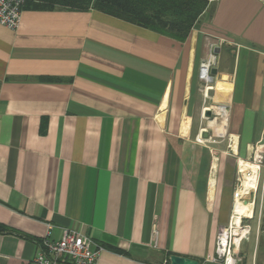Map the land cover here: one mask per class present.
<instances>
[{
    "label": "crops",
    "instance_id": "0c3cea01",
    "mask_svg": "<svg viewBox=\"0 0 264 264\" xmlns=\"http://www.w3.org/2000/svg\"><path fill=\"white\" fill-rule=\"evenodd\" d=\"M207 1L183 41L94 10L0 25V264H31L64 229L106 248L97 264H220L236 184L210 145L231 139L229 158L247 161L264 143V0ZM207 44L219 136L202 125ZM247 200L242 221L263 211L264 178ZM261 241L239 264H264Z\"/></svg>",
    "mask_w": 264,
    "mask_h": 264
},
{
    "label": "trees",
    "instance_id": "16d2710c",
    "mask_svg": "<svg viewBox=\"0 0 264 264\" xmlns=\"http://www.w3.org/2000/svg\"><path fill=\"white\" fill-rule=\"evenodd\" d=\"M207 0H26L22 10H94L183 41L208 7ZM0 225V233H7Z\"/></svg>",
    "mask_w": 264,
    "mask_h": 264
},
{
    "label": "built area",
    "instance_id": "2783aa9c",
    "mask_svg": "<svg viewBox=\"0 0 264 264\" xmlns=\"http://www.w3.org/2000/svg\"><path fill=\"white\" fill-rule=\"evenodd\" d=\"M25 1L0 0V25L11 30L18 29ZM254 154H256V151ZM237 182L238 184L235 186L234 193L238 189L239 179H237ZM242 228L249 231L248 226H243ZM229 229L230 220L227 226L219 227L215 241L216 257L211 259L212 262L239 264V257L230 251L231 245L234 246V243L230 235H226ZM105 250L106 248L103 245L95 242L89 235L64 229L59 240H52L48 236V233L40 240L37 253L32 259L31 264H97L100 254Z\"/></svg>",
    "mask_w": 264,
    "mask_h": 264
},
{
    "label": "bare ground",
    "instance_id": "6f19581e",
    "mask_svg": "<svg viewBox=\"0 0 264 264\" xmlns=\"http://www.w3.org/2000/svg\"><path fill=\"white\" fill-rule=\"evenodd\" d=\"M208 52L207 56L201 60V64L199 66V80L206 84L205 92L208 93L210 90L209 84L212 82V76L209 73V70L212 68V64L216 61L215 55L212 53V44H207ZM215 115V114H214ZM210 130L213 135H224L225 125L226 123L223 121L222 116L215 115L210 120ZM201 141V139H199ZM233 151H235V146L232 145ZM261 148H257L256 152V163L253 162H243L238 160L237 164V174L239 178V186L234 193V205H233V213L230 221V236L234 243V249L238 250L241 244V241L246 238L249 231L245 228L241 227L242 219L249 218L252 215V204L247 200L249 197V193L253 192L256 189L257 181H258V171L260 170V163L262 159V151ZM215 160L217 161V156H215ZM215 161V162H216ZM226 235L229 236L228 230Z\"/></svg>",
    "mask_w": 264,
    "mask_h": 264
},
{
    "label": "rangeland",
    "instance_id": "374dc122",
    "mask_svg": "<svg viewBox=\"0 0 264 264\" xmlns=\"http://www.w3.org/2000/svg\"><path fill=\"white\" fill-rule=\"evenodd\" d=\"M200 64H201V62H200ZM214 65H215V63H214ZM214 65L212 67H214ZM201 85H203V87L201 88V93L199 94V99H200V102H201V108H204V107L208 108L211 111V118H212L213 116H215L214 114L217 113V112H215V106H216V103L218 101L216 102L215 100L210 98L208 93L206 94V92H205L206 84L205 83L202 82ZM208 87H212L214 89L213 83L211 82V84H209ZM224 102H225V100H224ZM210 119L207 118L203 114L202 125H203L204 128L206 126L207 127L210 126V122H209ZM209 131H210V128H209ZM212 140H213V142H215V144L213 143L210 146L213 149L216 150V151H214V153L216 155L220 156L221 163L225 164L226 159L227 158L229 159L230 164H228L227 166L233 169V171H234L233 179H234V183L237 185L238 184L237 179H239L238 178V174H237V172H238L237 171V164H238V160H239L238 158L240 156H236L235 155L236 158H234L233 160H231V158H229L230 150H231L230 145L232 143L231 139H228V138H222V139L213 138ZM258 146H262L260 150L263 153L262 154V159H261V161L259 163L260 170L258 171V179L262 180L264 178V143H262V144L260 143ZM256 152H257V149H256ZM254 153H255V150H254ZM254 153L250 156V158L247 159V161L246 160L244 161V159H242L241 161L248 162V163L249 162L250 163L251 162L256 163V157H255L256 154H254ZM259 195H261V191H259V193L256 194V198H258ZM259 210H260L259 203L256 202L255 211H254L255 214L253 216V219H251V220H243L242 221L241 226L242 227L243 226H248L249 227V233L246 236V238L242 240L239 249L235 250L234 246L231 245L230 251L232 253H234L235 255H237L238 257L241 256L242 252L243 253H247L250 250L249 247H250L253 239L255 238V235L257 234V232L259 233V236H260V238L262 240L261 243H262V245L264 247V205H263V211L259 212ZM228 234L230 235V232H228Z\"/></svg>",
    "mask_w": 264,
    "mask_h": 264
},
{
    "label": "water",
    "instance_id": "95a60500",
    "mask_svg": "<svg viewBox=\"0 0 264 264\" xmlns=\"http://www.w3.org/2000/svg\"><path fill=\"white\" fill-rule=\"evenodd\" d=\"M210 74L212 77H214V75L216 74V71L214 69H212L210 71ZM208 94L211 96L212 95V89H210L208 91ZM205 116L207 118H211V111H206ZM204 140H208L209 139V134L207 132H204L201 136ZM169 263L170 264H199L198 261L193 260V259H189V258H185V257H179V256H171L169 257Z\"/></svg>",
    "mask_w": 264,
    "mask_h": 264
}]
</instances>
